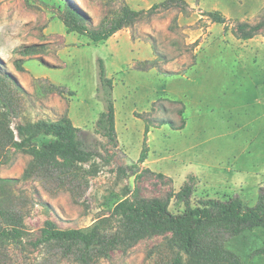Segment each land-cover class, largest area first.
I'll return each mask as SVG.
<instances>
[{"label":"rangeland","instance_id":"374dc122","mask_svg":"<svg viewBox=\"0 0 264 264\" xmlns=\"http://www.w3.org/2000/svg\"><path fill=\"white\" fill-rule=\"evenodd\" d=\"M68 10L79 12L90 29L109 25L126 10L137 14L109 39L95 42L67 31L62 16ZM214 11L226 22L215 21ZM263 17L264 0H0V98L9 102L15 135L18 124L68 117L92 149L110 158L96 159L99 172L86 182L32 169L29 150H0V179H11L0 182V199L22 214L26 228L22 242L6 245L7 263L81 264L58 247L34 249L28 242L47 220L63 229L103 221L115 229L117 203L135 191L166 197L190 184L193 205L236 195L255 205L264 193V105L258 103L264 94V29L246 40L237 25ZM99 60L113 79L116 143L97 126L106 110ZM218 119L228 125L215 148L237 134L245 154L208 167V130ZM145 142L148 156L141 162ZM170 210L183 213L185 204L173 197ZM262 246V227L226 243L241 264H264V255L255 254ZM179 249L173 233L152 235L92 264H172ZM182 264L208 263L183 254Z\"/></svg>","mask_w":264,"mask_h":264},{"label":"trees","instance_id":"16d2710c","mask_svg":"<svg viewBox=\"0 0 264 264\" xmlns=\"http://www.w3.org/2000/svg\"><path fill=\"white\" fill-rule=\"evenodd\" d=\"M137 14L126 10L124 16L114 19L100 29H90L84 17L76 10L65 11L62 19L68 32H79L90 36L95 42L109 39L116 32L130 24V17ZM210 15L219 23L226 18L219 12ZM264 29V17L255 24L240 22L237 31L242 39H251ZM99 79L106 101V110L98 120V130L110 142H117L116 114L113 101V79L107 76L103 60H99ZM5 78L0 75V83ZM8 100L0 98V109L4 119L0 123V150L13 146L29 150L34 155L32 169L56 172L58 175L75 178L81 176L86 182L88 175L99 172L96 159L110 162L100 151L92 149L86 142L83 130L76 127L68 117L57 121L41 120L26 125L18 124L17 136L11 128V113ZM185 122L182 127H184ZM149 127H146V135ZM42 137L51 141L39 142ZM148 156L147 143L140 161ZM95 160V161H93ZM93 161L90 167L85 163ZM76 176V177H75ZM11 179H0L10 182ZM194 186L185 184L181 191L169 193L166 197L146 198L133 192L131 197L120 200L115 208L118 216L115 229L97 222L87 228L59 227L53 220H47L39 237L28 242L34 249L45 246L58 247L65 257H75L81 264H92L95 257H109L118 247L129 246L137 241L152 236L173 233L180 247L179 254L172 264H182L183 254L193 260H203L208 264H241L240 257L226 247V243L248 230L264 228V193L258 202L251 206L236 195L226 200L207 198L196 205L191 203ZM263 191V190H262ZM183 202L186 210L173 213L170 210L172 198ZM23 216L15 209H10L0 199V264H8L7 247L12 242H22L25 235ZM255 254L264 255V246Z\"/></svg>","mask_w":264,"mask_h":264},{"label":"crops","instance_id":"0c3cea01","mask_svg":"<svg viewBox=\"0 0 264 264\" xmlns=\"http://www.w3.org/2000/svg\"><path fill=\"white\" fill-rule=\"evenodd\" d=\"M245 44L248 43L245 42ZM261 46L262 47L260 48H263L264 43H262ZM258 103L259 105H264V94L262 98H259ZM227 125H228V121L222 122L220 119H218L217 122H214L212 124L213 128L209 127L208 130L209 137L207 139V147L205 151L208 167L209 166L212 167V165L213 166L221 165V161L225 162L226 159L229 157L238 158L239 156L243 157L245 154V153H241L242 151H244L245 148L244 147L241 148L240 141L242 140V138L237 134L234 135V138L229 143H224L225 145H223V147L215 148V146L213 145V142L216 141L217 138L224 137L225 134L222 132L223 131L222 129H225ZM234 141H236L237 144Z\"/></svg>","mask_w":264,"mask_h":264}]
</instances>
